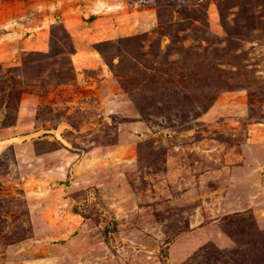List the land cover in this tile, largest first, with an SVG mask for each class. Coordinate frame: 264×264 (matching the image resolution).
Listing matches in <instances>:
<instances>
[{
    "label": "rangeland",
    "instance_id": "obj_1",
    "mask_svg": "<svg viewBox=\"0 0 264 264\" xmlns=\"http://www.w3.org/2000/svg\"><path fill=\"white\" fill-rule=\"evenodd\" d=\"M0 264H264V0H0Z\"/></svg>",
    "mask_w": 264,
    "mask_h": 264
},
{
    "label": "crops",
    "instance_id": "obj_2",
    "mask_svg": "<svg viewBox=\"0 0 264 264\" xmlns=\"http://www.w3.org/2000/svg\"><path fill=\"white\" fill-rule=\"evenodd\" d=\"M75 43H76V52L74 53V55L78 54V53L80 52L82 46H83V45H82V42L79 41V40L76 41ZM101 77H102V80H103V81H108V78H104L103 75H102Z\"/></svg>",
    "mask_w": 264,
    "mask_h": 264
}]
</instances>
